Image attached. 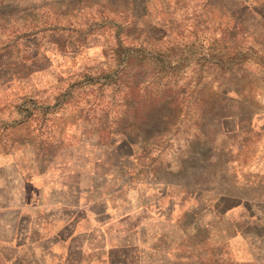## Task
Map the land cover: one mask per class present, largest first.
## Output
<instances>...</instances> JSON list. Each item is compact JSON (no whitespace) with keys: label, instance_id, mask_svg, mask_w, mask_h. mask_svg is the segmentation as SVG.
<instances>
[{"label":"rangeland","instance_id":"1","mask_svg":"<svg viewBox=\"0 0 264 264\" xmlns=\"http://www.w3.org/2000/svg\"><path fill=\"white\" fill-rule=\"evenodd\" d=\"M129 1L0 0V264H264V0Z\"/></svg>","mask_w":264,"mask_h":264},{"label":"trees","instance_id":"2","mask_svg":"<svg viewBox=\"0 0 264 264\" xmlns=\"http://www.w3.org/2000/svg\"><path fill=\"white\" fill-rule=\"evenodd\" d=\"M211 1V2H210ZM214 0H203V6L205 5V3H206V6H207V4L209 5V4H211L212 2H213ZM127 5H126V10L124 9L123 10V13H127V15H129L130 17H131V20H130V22H127V23H121L122 25V27H123V29L124 30H127V28L128 27H132V26H136L137 25V22H136V20L138 19V17L136 16V13H135V11H134V8H133V4H132V1L130 0L129 2H127L126 3ZM241 5H243V4H240V6ZM239 6V7H240ZM253 6H255L256 7V4L254 5L253 4ZM245 9V8H244ZM242 12H244V10H240V12L239 11H237L236 9H234V11L233 12H231V15H230V21H232V24H233V26H232V29H230L231 31H233V38H235L236 37V35L239 33V32H241L242 30H245L246 29V26H245V23H246V21L243 19V17H242ZM219 13H220V16H222L223 14V11L222 10H220L219 11ZM144 16H146V13H144ZM262 17H264V16H262ZM136 24V25H135ZM214 41H216V39H213ZM219 40V39H218ZM220 41V40H219ZM263 44V43H262ZM234 52H237V51H240L239 50V47H238V44H235V46H234ZM127 50H129L128 48H126V47H123V45L121 44V43H119V45H118V48L115 50V53H116V55L119 57L120 55H122L124 52H128ZM134 52H136V50L134 51ZM142 55H144L143 54V52H142ZM215 69H217V70H226L227 68L226 67H224V65H223V63H222V61L221 60H217V61H212V60H209L208 61ZM116 82H118L119 80L118 79H116L115 80ZM175 92H173L171 89H168V88H162V89H160V90H158L155 94H154V97L153 98H151V101L153 102V103H156V104H160V102H164L165 100L167 101V99L169 98V101L168 102H170V103H172V102H174V104H176V102H177V100L175 99ZM201 101V100H200ZM202 101L204 102L205 100H203L202 99ZM144 102H146L145 100H144ZM206 102V101H205ZM200 104H201V102H199V106H200ZM203 109H205V105L203 104ZM206 116V113L205 112H202V114H201V117H205ZM33 222H36V224H41V220L40 219H36V220H34ZM35 224V223H34ZM35 224V225H36ZM69 224H67V226H68ZM39 225H37V227H38ZM66 226V227H67ZM41 228H42V226H41ZM32 237H30V239H31ZM4 243H9V239H6V237L5 238H3V239H1ZM31 243L32 242H27V244L24 246V247H30V245H31ZM16 259H17V261H16ZM16 259H15V263L14 264H18V263H20V262H24V260H23V258H21L19 255H17V257H16ZM39 259V258H38ZM45 260H46V258H45V256L44 255H42V257L40 258V263H42V264H47L46 262H45Z\"/></svg>","mask_w":264,"mask_h":264}]
</instances>
